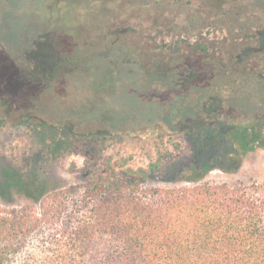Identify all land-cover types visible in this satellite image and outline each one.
Wrapping results in <instances>:
<instances>
[{"label": "trees", "instance_id": "obj_1", "mask_svg": "<svg viewBox=\"0 0 264 264\" xmlns=\"http://www.w3.org/2000/svg\"><path fill=\"white\" fill-rule=\"evenodd\" d=\"M213 13L210 19L188 15L184 24L154 17L148 28L155 54H165L151 59L146 75L176 83L178 97L188 100L180 102L178 124L194 146L183 177L190 185H142L148 175L180 170L178 159L167 155L169 147L178 148L171 141L178 132L158 134L154 159L144 169L109 153L119 140L135 136H67L85 156L79 184L46 190L27 174L0 187L28 201L0 206V264H264V177L235 185L196 181L216 167L227 170L217 164L226 158L215 155L217 143L257 139L251 124L264 120L254 117H264V0H235L227 7L220 1ZM191 29L205 34L191 42ZM179 48L182 56L171 55ZM101 55L115 75L117 63L131 72L152 56L118 45ZM67 58L70 64L81 60L61 54L46 66L53 69ZM7 66L0 64V74ZM233 115L253 122H236Z\"/></svg>", "mask_w": 264, "mask_h": 264}, {"label": "rangeland", "instance_id": "obj_2", "mask_svg": "<svg viewBox=\"0 0 264 264\" xmlns=\"http://www.w3.org/2000/svg\"><path fill=\"white\" fill-rule=\"evenodd\" d=\"M220 1L227 7L235 0H0V64L8 65L0 74V187H10L27 174L36 176L46 190L79 184L85 156L67 136L128 133L135 137L119 140L109 153L119 162L127 160L132 169H144L154 159L151 151L162 131L178 132L171 139L178 148L169 147L167 155L178 159L180 170L148 175L142 185H190L183 177L193 162L194 146L183 134L184 125L178 124L180 102L188 100L178 97L176 83L146 75L151 59L164 53L155 54L148 28L154 17L180 24L188 15L210 19ZM189 32L191 42L205 34ZM210 36L217 37L214 31ZM110 45L152 56L143 68L129 63L137 68L131 72L117 63L115 75L105 69L108 60L101 55ZM179 49L171 55L182 56ZM61 54L81 60L70 64L68 58L61 59L58 67L46 66ZM233 116L236 122H253ZM251 125L257 139L217 143L215 155L226 154L217 164L227 170L216 167L199 177L198 184L235 185L264 177V120ZM130 155L131 160L126 158ZM26 203L21 195L0 190L1 207Z\"/></svg>", "mask_w": 264, "mask_h": 264}]
</instances>
